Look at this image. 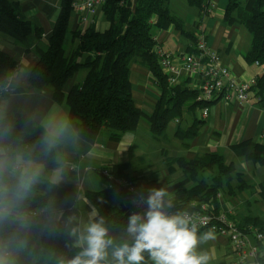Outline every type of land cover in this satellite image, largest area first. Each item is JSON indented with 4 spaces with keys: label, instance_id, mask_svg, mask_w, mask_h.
I'll list each match as a JSON object with an SVG mask.
<instances>
[{
    "label": "trees",
    "instance_id": "16d2710c",
    "mask_svg": "<svg viewBox=\"0 0 264 264\" xmlns=\"http://www.w3.org/2000/svg\"><path fill=\"white\" fill-rule=\"evenodd\" d=\"M72 2L60 0L58 16L46 48L42 49L38 45L34 47L38 60L30 70L29 83L36 90L49 88L53 100L65 102L70 124L80 138L93 143L100 129L106 128L112 131L111 138L118 140L120 133L135 129L144 116L153 135L161 137L171 120H180L185 112L207 105L196 99L198 93L188 89L185 81L169 85L153 52L157 45L153 29L181 26L179 19L170 12L169 0H104L99 9L109 23L108 28L100 32L91 24L83 31L70 32L72 40H77V45L66 55L64 39L69 33ZM186 2L204 14L208 12L205 0ZM224 19L239 23L250 32L252 41L245 56L246 61L264 64V0H247L243 4L242 0H228ZM0 32L13 36L16 41L26 45L27 50L32 39L42 38L41 29L22 17L14 0H0ZM189 38L192 44L186 51L196 52L193 34H189ZM134 61L148 69L159 92L155 108L149 116L141 111L132 98L129 72ZM15 67V60L0 50V90L7 85ZM81 67L87 69L85 78L65 94L64 84ZM251 97L255 98L258 105L264 106V71L255 76ZM199 127V124H193L182 128L178 124L175 135L178 138L191 137ZM0 138L5 149L19 152L25 160L48 169L58 165L60 145L48 149L44 143V129L24 114L13 113L0 118ZM231 149L245 160L264 166V142L245 140L231 145ZM167 161L171 169L175 163L184 173L181 181L169 186L175 198L176 211L189 212L194 209L193 204L208 202L210 198L215 200L223 186L228 188L229 194L246 187L242 173L237 172L232 163H226L224 157L216 152L196 155L193 159ZM106 169L115 177H127L117 170V166ZM206 172L211 173L208 178L204 177ZM102 177L106 181L105 176ZM233 179L239 183L235 187L237 190L232 188ZM188 182L192 184L186 186ZM84 194L93 206L100 207L94 219L103 216L110 234L117 241L127 239L123 226L128 216L133 212H141L132 208L130 194L119 186L108 188L107 183L103 190L85 191ZM144 194L147 196L148 193ZM260 196L264 198V184L260 187ZM117 197H121L123 202L110 206V200ZM75 202V191L54 182L38 181L33 186L27 198L19 204L12 221L0 227V238L11 236L15 240V264H59L61 258L69 259L80 251L75 246V238L60 231L52 237H41L37 247H24V241L39 236L45 228L40 223L24 224L17 219L36 209H47L46 219L58 212L66 216H78ZM236 223L239 227L255 226L264 231V221L259 217L246 216L240 221L236 220ZM199 231L203 233L208 230L203 228Z\"/></svg>",
    "mask_w": 264,
    "mask_h": 264
},
{
    "label": "crops",
    "instance_id": "0c3cea01",
    "mask_svg": "<svg viewBox=\"0 0 264 264\" xmlns=\"http://www.w3.org/2000/svg\"><path fill=\"white\" fill-rule=\"evenodd\" d=\"M14 1L17 2L22 17L41 29L42 38L32 39L27 50V46L16 41L13 36L0 32V50L16 62L6 85L8 91H0V118L13 113L26 115L44 129L46 137L54 140V145H60L61 151L57 158L58 165L53 169L25 160L19 152L5 149L2 138L0 153H7L22 162H31L39 170V181H51L75 191V206L79 210L78 216H66L58 212L48 219L46 215L36 219L27 215L18 216L17 219L24 224L40 223L45 228L39 236L24 241V247H37L41 237H52L58 231L69 234L74 224H79L82 229L84 224L97 216H93V210L98 214L100 207L93 206L84 193L106 188V181L98 170L117 166L119 172L134 180L142 191L147 192L149 188L169 187L183 179L181 168L173 163L171 169L167 160L193 159L196 155L207 152H216L224 157L226 163H232L236 171L242 173L246 185L234 194H229L228 188L223 186L216 199L210 198L208 203L217 211H231L238 221L246 216L259 217L264 221V216L259 213L264 209V198L260 196V187L264 184V166L245 160L231 149V145L245 140L264 142V106L258 105L254 97H250L246 102L234 99L214 102L204 119L199 118L198 109L187 111L180 120H171L161 137L153 135L144 116L143 120L140 118L135 129L120 133L118 140L111 138V130L102 128L94 142L89 143L80 138L72 128L65 102L53 100L49 88L36 90L29 83L30 70L38 60L34 47L38 45L42 49L46 48L58 16L60 0ZM246 1L242 0V4ZM205 2L208 7L206 14L188 5L186 0H169L170 12L179 19L181 26L179 28L170 25L166 29H153L152 34L157 45L171 53L186 51L192 44L189 34H193L196 25L200 23L206 33L208 47L221 56L223 65L230 69L236 79L249 81L264 71V64L246 61L245 56L252 41L250 32L241 24L224 19L228 0ZM91 24L100 32L109 26L101 9H98L87 23L80 20L77 12H72L68 23L69 33L64 39V50L69 42L71 50H65L66 55L77 45V40H72L70 32L83 31ZM86 73L85 67L79 68L64 84V93L67 94L73 85L80 84ZM129 82L134 102L149 116L159 98L150 72L138 61H134L130 65ZM171 122L172 126L169 125ZM178 124L182 128L193 124H199L200 127L191 137L178 138L175 135ZM57 131H60V135L52 137L51 134ZM210 175V172H206L204 177L208 178ZM191 184L192 182H188L186 186ZM238 184L236 179L232 180V188L235 189ZM114 199L110 200V206L123 202L122 198ZM253 200L255 205L260 206L254 207L251 212L250 205ZM244 206L247 207L248 213L242 214L240 211ZM69 217H75L72 224L68 222ZM197 251L210 255L209 264H229L232 260L231 246L226 238L220 236L201 243Z\"/></svg>",
    "mask_w": 264,
    "mask_h": 264
},
{
    "label": "clouds",
    "instance_id": "9594fccd",
    "mask_svg": "<svg viewBox=\"0 0 264 264\" xmlns=\"http://www.w3.org/2000/svg\"><path fill=\"white\" fill-rule=\"evenodd\" d=\"M52 137L60 135L53 132ZM48 149L54 140L45 138ZM39 181V170L31 162L0 153V227L10 223L19 204ZM143 212L128 216L123 231L127 239L117 241L105 218L90 219L81 226L74 224L69 235L80 251L59 264H209L210 255L198 252L201 243L214 240V230L200 233L199 226L186 211H176L175 198L168 186L149 188ZM97 213L93 210V216ZM75 217H69L73 223ZM17 245L13 237L0 238V264H15Z\"/></svg>",
    "mask_w": 264,
    "mask_h": 264
},
{
    "label": "built area",
    "instance_id": "2783aa9c",
    "mask_svg": "<svg viewBox=\"0 0 264 264\" xmlns=\"http://www.w3.org/2000/svg\"><path fill=\"white\" fill-rule=\"evenodd\" d=\"M103 2L104 0H73L72 8L78 13L80 20L87 23ZM193 36L196 52L171 53L158 45L153 48L167 83L176 85L185 81L188 89L198 93L196 99L207 103L198 109L200 119L206 118L210 105L219 100L248 101L252 95L255 77L249 81L236 79L230 69L223 65L221 56L208 47L202 24L196 25ZM0 91L6 93L7 86ZM100 172L105 176L108 188L119 186L130 194L134 210H146L147 206L143 203L141 194L145 199L147 196L134 180L115 177L106 168H102ZM193 205L194 209L188 213L199 229L214 230L216 236L228 240L232 254L229 264H264V231L255 226L239 227L231 211H217L208 202ZM47 213V209H36L29 211L27 216L36 219Z\"/></svg>",
    "mask_w": 264,
    "mask_h": 264
},
{
    "label": "rangeland",
    "instance_id": "374dc122",
    "mask_svg": "<svg viewBox=\"0 0 264 264\" xmlns=\"http://www.w3.org/2000/svg\"><path fill=\"white\" fill-rule=\"evenodd\" d=\"M70 46H71V43H70V42H69L68 44L66 43V45H65V50H66V52H69V51L71 50V49H70ZM141 120H143V117L141 118ZM172 124H173V122H171L169 125L172 126ZM120 198H121V197H117V198H115V199L120 200ZM115 199H114V200H115ZM257 205L260 206V204H256V205H255V201H254V200L251 201L250 211L253 212L254 209H255L254 207H257ZM260 208H261V207H260ZM258 211H259V210H258ZM258 211H257V212H258ZM240 213H242V214L248 213L247 207L244 206L243 209L240 211ZM249 213H250V212H249ZM259 213H260V215L264 216V209H261V211H259Z\"/></svg>",
    "mask_w": 264,
    "mask_h": 264
}]
</instances>
